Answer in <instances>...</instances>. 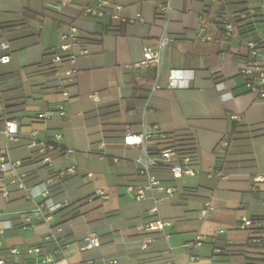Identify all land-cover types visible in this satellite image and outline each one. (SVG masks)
<instances>
[{
  "label": "crops",
  "instance_id": "obj_1",
  "mask_svg": "<svg viewBox=\"0 0 264 264\" xmlns=\"http://www.w3.org/2000/svg\"><path fill=\"white\" fill-rule=\"evenodd\" d=\"M40 1L38 6L35 0H0V22H17L0 28V41L8 44L1 53L10 55L0 63V129L6 119L15 120L19 128L16 141L0 132V147H6L12 159H21L26 185L43 183L60 206L48 220L25 223L21 212L33 209L42 197H26L0 170V256L12 257L10 247L39 245L43 254L80 264H264V181L252 180L264 174V98L247 90L237 72V62L243 59L236 53L241 37L224 32L215 13L217 3L169 0L162 16L155 13L157 0H111L113 6L98 16L82 10L97 0H71L62 11L46 6L52 0ZM115 11L118 15L112 16ZM226 13L232 19L229 9ZM252 16L264 35V10ZM202 23L208 40L194 38ZM69 25L77 28L88 48L73 61L68 53L77 46L58 49ZM163 31L173 41L156 76L150 68H131L143 47L155 45ZM51 51L65 55L54 75L43 55ZM70 68L74 74L65 75ZM93 91L99 101L90 99ZM56 104L63 107V115L54 112L44 121L34 119L38 111ZM232 111L241 116L235 125L229 119ZM125 123L133 131L145 127L165 134L191 128L199 172L173 179L167 166L153 167L161 183L175 185L177 191L167 196L154 190L134 199L126 185L142 183L145 177L134 163L139 147L122 143ZM34 131L38 139L53 140L72 152L51 150L50 170L25 145ZM224 133L229 144L222 150L217 142ZM146 144L157 149L167 141L150 136ZM87 153L107 158L108 165H88ZM73 161L76 170L70 173L66 168ZM217 166L223 175H206ZM98 188L107 196L96 194ZM206 201L214 210L201 218L198 211ZM154 204L157 211L151 212ZM242 215L255 221L254 234L238 227ZM155 216L169 225L153 231L154 240L141 247L136 225ZM88 229L98 234L100 244L84 249ZM193 254L199 258H191Z\"/></svg>",
  "mask_w": 264,
  "mask_h": 264
},
{
  "label": "built area",
  "instance_id": "obj_2",
  "mask_svg": "<svg viewBox=\"0 0 264 264\" xmlns=\"http://www.w3.org/2000/svg\"><path fill=\"white\" fill-rule=\"evenodd\" d=\"M209 2L218 3L219 0H206ZM246 8L240 12L241 17H247L242 22L234 23L229 14L217 13L216 16L222 22V27L227 35L238 34L241 37L242 46H240L236 53L243 56V59L237 62V72L243 77V84L247 90L252 92L255 96L264 98V35H260L256 30L253 22V12L257 9L264 10V0H254V3H250L249 0H245ZM71 0H52L46 3V6L53 11H62L63 8L68 5ZM111 0H97V5L90 6L88 4L82 7L84 14L102 15L107 7H112ZM170 8L169 0H157L155 4V13L157 15H166ZM112 16H117V11L111 13ZM249 16V17H248ZM194 38L200 40H208L211 38L210 34L205 31V25L202 23L194 33ZM173 37L163 31L157 38L155 45L143 47L142 56L138 61L130 64L131 68L135 70L152 69L154 77L158 73L163 55L166 49L171 46ZM70 46H77L76 52L68 53L70 60H74L79 54H83L88 51V48L81 41L80 34L77 28L73 25H69L67 30L61 33L59 38L58 49L66 50ZM8 48V44L4 41H0V63H5L10 59L8 53H1V51ZM61 54L57 51L54 52L50 60L54 64L61 62ZM75 72L74 68H70L64 71L67 76H72ZM58 73V71H56ZM170 86V85H168ZM155 85H152L154 88ZM90 99L93 101H99V94L93 91L89 94ZM4 105L0 102V112L3 110ZM59 115L64 114V109L60 104H56L53 108H47L38 111L34 115V119L38 121H44L50 118L53 113ZM241 118L238 111H232L229 113V119L232 121H239ZM8 140L16 141L19 137L18 123L15 120H4V126L0 129ZM60 133L55 134V138L59 137ZM154 136L156 138L165 139L167 141L166 146L150 149L146 144L148 137ZM122 143L124 145L137 146L140 149V153L134 157V163L138 174L145 177L142 183H130L126 185V189L134 199H142L147 196V192L152 193L154 190L164 191L167 196H171L177 191L175 185H164L160 179L152 172L153 167L167 166L170 175L173 179L181 178L184 175H194L199 172L195 168V158L189 154L178 153L175 147L174 135L161 133L155 128H145L141 131H133L130 123H125L124 133L122 136ZM220 149H224L228 146V135L224 133L217 142ZM26 147L32 152H36L39 157L37 161L41 165L47 166L50 170L53 169V162L49 155V152L54 147V141L49 139H38L35 131L30 134V138L26 142ZM104 142L99 143V147H103ZM64 153H71V148H64ZM21 166V159H12L6 147H0V170L7 174L9 182L13 183L16 188L22 189L26 197L41 196L42 200L33 209L29 211L21 212V216L25 223H32L35 220H48L50 218V212L60 206V203H54L49 198V189L43 183L41 187L26 185L24 182L25 172L19 168ZM66 170L70 173L75 172L76 165L72 162ZM207 176L223 175L221 169H213L205 171ZM253 182L264 181V174H255L252 176ZM5 195L6 190L2 191ZM96 194L101 197L107 196L105 191L101 188L96 189ZM47 209L48 213H44V209ZM214 210V205L210 201H206L203 208L199 209L198 216L204 217L208 212ZM151 212H156V205L150 207ZM169 225V221L162 219L159 216L152 217L147 221L141 222L136 225V231L139 234L138 241L141 247H146L151 241L154 240L152 234L153 231H164V228ZM238 227L248 232V234H254L257 231L255 228V221L246 215H242L238 219ZM223 229H218L221 232ZM1 231V230H0ZM167 237V233H164ZM257 240V239H255ZM201 242L200 236L195 237V243ZM229 242V241H227ZM98 234L88 229L84 235V243L81 248L88 249L94 246H99ZM183 246L188 247L187 243ZM9 252L12 257L0 256V264H80L79 262H71L63 258H55L49 254H43L39 245L28 246L25 250H21L17 247H10ZM28 256V257H27ZM191 258L198 259V255H191ZM173 262V259L168 260Z\"/></svg>",
  "mask_w": 264,
  "mask_h": 264
},
{
  "label": "trees",
  "instance_id": "obj_3",
  "mask_svg": "<svg viewBox=\"0 0 264 264\" xmlns=\"http://www.w3.org/2000/svg\"><path fill=\"white\" fill-rule=\"evenodd\" d=\"M245 0H219L218 3L216 4V11L215 13H224L226 12L227 9H229L232 13V21L234 23L242 22L245 20L247 17H241L240 12H242L246 8ZM249 17V16H248ZM16 21H4L0 22V28H6V27H11L16 25ZM81 41L84 43V37H81ZM85 44V43H84ZM57 51H51L48 53H44V61L45 65L49 66V73L55 74L57 71V66L54 64L51 60L50 57L51 55ZM62 59L61 61L64 60L65 55H61ZM153 78V76H151ZM152 82V79H151ZM233 125H235L238 121H232ZM174 135V140H175V147L180 154H189L195 158L196 155V140L194 133L191 128H186V129H179L175 130L173 132ZM228 144H229V137H228ZM57 149L59 151H63V147H59L56 143H54V147L51 150ZM50 150V151H51ZM224 150V149H222ZM221 150V153L223 151ZM220 152V151H219ZM221 169V167L217 166L216 169ZM223 172V170L221 169ZM224 174V172H223Z\"/></svg>",
  "mask_w": 264,
  "mask_h": 264
},
{
  "label": "rangeland",
  "instance_id": "obj_4",
  "mask_svg": "<svg viewBox=\"0 0 264 264\" xmlns=\"http://www.w3.org/2000/svg\"><path fill=\"white\" fill-rule=\"evenodd\" d=\"M35 3L36 5L40 6L41 1L35 0ZM38 23L40 22L38 21ZM34 25L35 23L33 24V26ZM86 155L87 158L85 159V161L88 163V165H92L95 168H99L101 165H108V160L105 157L100 158L97 154H88V153Z\"/></svg>",
  "mask_w": 264,
  "mask_h": 264
}]
</instances>
